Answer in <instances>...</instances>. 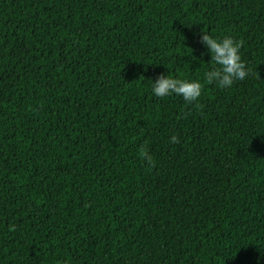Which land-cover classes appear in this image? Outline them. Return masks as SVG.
<instances>
[{
	"label": "trees",
	"instance_id": "16d2710c",
	"mask_svg": "<svg viewBox=\"0 0 264 264\" xmlns=\"http://www.w3.org/2000/svg\"><path fill=\"white\" fill-rule=\"evenodd\" d=\"M0 264H264V0H0Z\"/></svg>",
	"mask_w": 264,
	"mask_h": 264
},
{
	"label": "clouds",
	"instance_id": "9594fccd",
	"mask_svg": "<svg viewBox=\"0 0 264 264\" xmlns=\"http://www.w3.org/2000/svg\"><path fill=\"white\" fill-rule=\"evenodd\" d=\"M199 42L205 49L201 56L207 54L210 57L209 61L216 65L205 74L209 84L215 83L221 89H228L247 78L248 73L244 70V65L238 56L239 44L232 38L216 39L201 31ZM151 90L157 97L163 98L175 94L187 102H193L200 97L202 85L197 81L181 80L160 74L154 82L152 81ZM172 142H176L175 137H172Z\"/></svg>",
	"mask_w": 264,
	"mask_h": 264
}]
</instances>
